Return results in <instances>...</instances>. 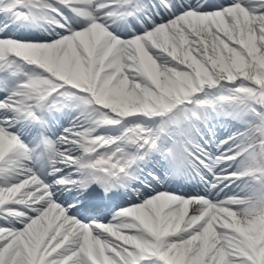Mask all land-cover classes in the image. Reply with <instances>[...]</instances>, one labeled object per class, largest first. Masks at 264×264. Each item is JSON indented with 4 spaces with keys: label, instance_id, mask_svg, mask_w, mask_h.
I'll list each match as a JSON object with an SVG mask.
<instances>
[{
    "label": "snow or ice",
    "instance_id": "1",
    "mask_svg": "<svg viewBox=\"0 0 264 264\" xmlns=\"http://www.w3.org/2000/svg\"><path fill=\"white\" fill-rule=\"evenodd\" d=\"M0 264H264V0H0Z\"/></svg>",
    "mask_w": 264,
    "mask_h": 264
}]
</instances>
